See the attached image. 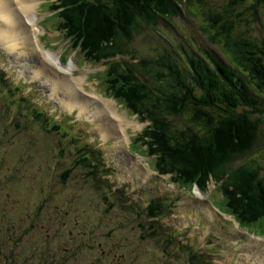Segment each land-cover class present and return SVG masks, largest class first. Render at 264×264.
Here are the masks:
<instances>
[{"label": "rangeland", "instance_id": "rangeland-1", "mask_svg": "<svg viewBox=\"0 0 264 264\" xmlns=\"http://www.w3.org/2000/svg\"><path fill=\"white\" fill-rule=\"evenodd\" d=\"M32 2L35 15L25 18L32 23L29 42L17 44L23 30L8 36L0 16V184L7 178L0 188V264H264V218L238 223L229 214L231 178L211 181L202 191L183 178L174 183L159 176L154 157L147 151V158L141 157L144 148L137 144L150 122L140 123L130 104L115 98L119 86L109 76L112 68L124 72L128 65L139 78L147 80L149 74L170 88L166 66L175 65L194 85L190 59L208 68L215 60L229 63L221 39L212 38V27L221 32V22L212 16L231 12L235 37L264 42V7L255 12L248 2L233 11L231 0L176 4L171 18L134 28L130 56L96 62L60 34L61 20L45 4L50 0ZM47 53L63 63H52ZM36 71L44 72L42 78H33ZM58 80L73 83L78 95L65 86L54 95ZM105 105L121 120L92 113ZM260 105L251 109L261 120L259 138L229 172L247 167L264 179V100ZM142 109L165 119L174 142L199 134L191 106L179 117L167 116L155 103ZM239 109L250 111L244 105ZM45 193L44 211L35 215Z\"/></svg>", "mask_w": 264, "mask_h": 264}, {"label": "trees", "instance_id": "trees-1", "mask_svg": "<svg viewBox=\"0 0 264 264\" xmlns=\"http://www.w3.org/2000/svg\"><path fill=\"white\" fill-rule=\"evenodd\" d=\"M193 1L202 2L56 0L57 4L49 7L51 11L63 9L55 15L62 19L58 30L64 32L72 48H81L86 57L100 62L118 55L130 56L128 41L133 37L135 27L142 22L155 24L158 18H171L176 4L187 5ZM248 2L255 12L258 6L264 7V0H231L230 6L235 11L236 5ZM212 17L221 22V32L212 27L215 31L212 38L221 39L229 63L215 60L213 67L208 68L199 60L190 59L194 85L186 81L175 65L166 66L172 79L170 88H162L149 74L147 80L139 78L130 72L128 65L124 72L112 68L109 76L111 83L119 86V91L113 90V95L129 103L134 109L132 113L138 115L141 122H150L137 141L142 142L146 146L145 151L154 157L157 174L172 175L174 183L183 178L202 191L211 181L231 178V188L226 191L230 204L227 211L239 222H244V219L255 222L264 218V179L261 172L246 167L234 174L229 169L237 156L253 149L259 138L261 120L252 117L251 109L258 110L260 100H264V42L235 37L234 14L231 12L227 15L217 13ZM235 17L238 18V14ZM147 64L144 63V70ZM196 85L201 88L199 95ZM251 87L257 91L251 92ZM147 103L157 104L171 117L182 116L191 106L194 121L201 125L197 131L199 134L183 142H174L165 119L158 118L153 110L147 111L149 115L143 112L142 106ZM242 105L250 111H241L239 107ZM54 129L61 131L62 128L55 125ZM63 136L69 140L68 133L64 132ZM83 159L87 160L88 155Z\"/></svg>", "mask_w": 264, "mask_h": 264}, {"label": "bare ground", "instance_id": "bare-ground-1", "mask_svg": "<svg viewBox=\"0 0 264 264\" xmlns=\"http://www.w3.org/2000/svg\"><path fill=\"white\" fill-rule=\"evenodd\" d=\"M33 1V0H32ZM32 1H30V0H0V16L1 17H3V20H2V22L5 24V29L6 30H8V32H7V35L8 36H12V35H14L16 32H22V30H23V32L25 33H22L21 34V37H24V38H22L20 41H18L17 42V44H19V43H24V42H29V41H27V40H30L31 39V36H30V34H31V31H33V30H31V29H29L28 30V25L29 24H32L31 22H30V20L29 21H25V18L27 17V18H29V19H32L31 18V16H32V14H34L35 15V13H33L31 10L32 9H35V7H34V5H35V3L34 2H32ZM46 1V0H45ZM7 3H9V6H8V4ZM12 6H14L15 8H16V12H14V10L11 8ZM58 11H61V9H59V10H55V11H51V9H50V7L48 6V12L50 13V14H54L53 16H55L56 15V13H58ZM20 12H22V14H21V16L19 15L20 14ZM12 13H14V16H13V18H12ZM15 16H19V18H21V20H19V19H15ZM58 18V17H57ZM60 18V17H59ZM61 19V18H60ZM62 20V19H61ZM30 22V23H29ZM37 24V23H36ZM59 24H60V22H59ZM59 26V25H58ZM9 27H14L15 29L14 30H11ZM27 30V31H26ZM61 31V33L60 34H63V36L65 37V34H64V32H62V30H60ZM30 33V34H29ZM33 33V32H32ZM34 35H36V33L34 34ZM4 36V35H3ZM37 36V35H36ZM15 37L17 38V35H15ZM34 38V37H33ZM3 40V39H2ZM22 41V42H21ZM38 43V42H37ZM43 46V45H42ZM43 48H44V46H43ZM45 49V48H44ZM46 55V57L45 58H48L49 60H51V62L52 63H54V64H60V61H61V59L59 60V56L58 57H54V54H50V53H47V54H45ZM49 57H48V56ZM39 58V57H38ZM111 59V58H110ZM145 61V60H144ZM40 62V61H39ZM38 62V66L39 67H41V69L42 70H45L46 68V65L47 64H45V63H43V62H40L39 63ZM144 65V64H143ZM61 66V65H60ZM46 71H47V69H46ZM171 71V70H170ZM104 73V72H103ZM34 74V76H33V78L35 77V78H42V75L44 74V72L43 71H36L35 73H33ZM64 74H66V72H64ZM112 74V73H111ZM104 75V74H103ZM59 77V76H58ZM60 78H61V76H60ZM66 78V77H65ZM54 79V78H53ZM68 79V78H67ZM55 80H57V79H55ZM46 81V80H45ZM111 81V80H110ZM109 81V82H110ZM57 82V83H56ZM56 82H54L53 83V88H52V90H53V93H54V95L56 94L57 95V93L58 92H56V90H58V88H60V90H61V86H65L66 88H65V90L67 91V92H69V93H71V94H74V96H76V95H78V93L74 90V85H72V84H70V82H68V80H66V81H56ZM55 83H56V86H55ZM76 83H78V79L76 80ZM122 89V88H121ZM124 89V88H123ZM125 90V89H124ZM131 95H133L132 93H131ZM73 96V97H74ZM128 97V96H127ZM116 98V97H115ZM100 100H106V99H102L101 97H100ZM64 103H65V101H64ZM100 103V102H99ZM67 104V103H66ZM102 105V103H100V106ZM85 106V105H84ZM87 108V107H86ZM71 109V108H70ZM73 109V108H72ZM85 108H83L82 107V111L84 110ZM100 110H95L94 112H92L93 114L95 113V114H101V113H107L108 112V115H109V109H108V105H105V106H103V107H101V108H99ZM101 109H103V110H101ZM107 110V111H106ZM91 113V114H92ZM113 113V112H112ZM90 114V115H91ZM91 117V116H90ZM109 117L110 118H114V119H116L117 120V122L118 121H120L121 119H120V117H119V115H117V113L115 114L114 113V117H111L110 115H109ZM150 124V123H149ZM149 126V125H148ZM110 131V133H112L113 131L112 130H109ZM101 133V132H100ZM105 135V134H104ZM153 154V153H152ZM159 155V154H158ZM159 157V156H158ZM239 225V224H238Z\"/></svg>", "mask_w": 264, "mask_h": 264}, {"label": "flooded vegetation", "instance_id": "flooded-vegetation-1", "mask_svg": "<svg viewBox=\"0 0 264 264\" xmlns=\"http://www.w3.org/2000/svg\"><path fill=\"white\" fill-rule=\"evenodd\" d=\"M5 179H7V178H5ZM4 179V181H3V183L2 184H0V188L2 187V186H5L6 184H7V181ZM45 199H47V196H46V193H45V195H44V198L42 197L39 201H38V203H36V205L34 206V208H35V215H38V214H41V213H43V211H44V205H45V202H46V200ZM34 215V214H33ZM34 215V216H35ZM63 226H66V223H63Z\"/></svg>", "mask_w": 264, "mask_h": 264}]
</instances>
